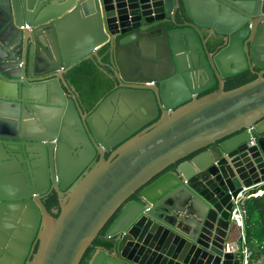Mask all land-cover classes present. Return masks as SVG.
Returning a JSON list of instances; mask_svg holds the SVG:
<instances>
[{
  "label": "water",
  "instance_id": "obj_1",
  "mask_svg": "<svg viewBox=\"0 0 264 264\" xmlns=\"http://www.w3.org/2000/svg\"><path fill=\"white\" fill-rule=\"evenodd\" d=\"M85 60L113 84L91 109L66 78ZM262 185L264 0H0V248L14 264L36 242L28 264H80L115 215L88 264H240L223 253L231 197Z\"/></svg>",
  "mask_w": 264,
  "mask_h": 264
},
{
  "label": "trees",
  "instance_id": "obj_2",
  "mask_svg": "<svg viewBox=\"0 0 264 264\" xmlns=\"http://www.w3.org/2000/svg\"><path fill=\"white\" fill-rule=\"evenodd\" d=\"M103 50L100 54H103ZM106 60V58H104ZM67 80L75 87L88 109H91L96 101L105 96L111 89L112 83L101 71L94 60H85L69 70ZM256 79V76L246 71L230 78L225 90H231ZM213 87L207 93L215 91ZM252 196L246 202L247 218L245 221V239L251 252L249 264L264 257V185L251 191ZM58 207L56 197L47 200V209ZM57 217V215H54ZM116 215L107 223L105 228L97 236L93 244L85 252L80 264H88L95 246L105 245L104 236L115 219Z\"/></svg>",
  "mask_w": 264,
  "mask_h": 264
},
{
  "label": "built area",
  "instance_id": "obj_3",
  "mask_svg": "<svg viewBox=\"0 0 264 264\" xmlns=\"http://www.w3.org/2000/svg\"><path fill=\"white\" fill-rule=\"evenodd\" d=\"M25 28L28 27L26 26ZM248 132L253 133V128H249ZM254 142L255 137L252 135L249 145H254ZM254 189L255 187H243L234 197H231L232 210L230 222L238 230V239L236 241L225 242L223 253L234 254L239 258L240 264H249L251 257V252L247 247L245 239V221L247 218L246 202L252 196L251 191Z\"/></svg>",
  "mask_w": 264,
  "mask_h": 264
},
{
  "label": "flooded vegetation",
  "instance_id": "obj_4",
  "mask_svg": "<svg viewBox=\"0 0 264 264\" xmlns=\"http://www.w3.org/2000/svg\"><path fill=\"white\" fill-rule=\"evenodd\" d=\"M112 88H113V84H112ZM108 156V154L106 155V157ZM50 197H56L55 193L52 192L49 196H47L46 198H44L42 200L43 202V205L45 206V208L47 209V200L50 198ZM63 198H65V195H63ZM132 200V199H131ZM57 206L56 207H52L50 209H47V211L49 212H52L53 213V216L54 215H57L56 213H54L56 210H57ZM55 217V216H54ZM35 240V239H34ZM37 246H38V242L35 243L34 245V248L33 250L30 251L27 253V255L24 257L23 259V264H28L31 260H32V257H33V254L36 252V249H37ZM32 248V246H31ZM17 255H20V253H17ZM0 261H8L9 264H14V262L17 261L16 259V256L13 257L11 256L9 253H5L4 251H1V248H0ZM1 263V262H0Z\"/></svg>",
  "mask_w": 264,
  "mask_h": 264
},
{
  "label": "crops",
  "instance_id": "obj_5",
  "mask_svg": "<svg viewBox=\"0 0 264 264\" xmlns=\"http://www.w3.org/2000/svg\"><path fill=\"white\" fill-rule=\"evenodd\" d=\"M238 239V230L232 227L229 232V241H236Z\"/></svg>",
  "mask_w": 264,
  "mask_h": 264
},
{
  "label": "rangeland",
  "instance_id": "obj_6",
  "mask_svg": "<svg viewBox=\"0 0 264 264\" xmlns=\"http://www.w3.org/2000/svg\"><path fill=\"white\" fill-rule=\"evenodd\" d=\"M253 264H264V257H262V258H260V259H258V260H255V261L253 262Z\"/></svg>",
  "mask_w": 264,
  "mask_h": 264
}]
</instances>
